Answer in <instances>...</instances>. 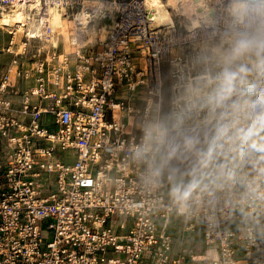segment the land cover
I'll list each match as a JSON object with an SVG mask.
<instances>
[{
    "label": "built area",
    "instance_id": "obj_1",
    "mask_svg": "<svg viewBox=\"0 0 264 264\" xmlns=\"http://www.w3.org/2000/svg\"><path fill=\"white\" fill-rule=\"evenodd\" d=\"M96 1L0 0V19L23 14L0 25V264H264V66L242 81L214 50L264 33V0L239 16L221 0L192 31L156 28L144 0ZM85 10L105 36L67 52L51 12ZM208 127L194 181L168 187V133ZM173 217L201 229L199 253Z\"/></svg>",
    "mask_w": 264,
    "mask_h": 264
},
{
    "label": "rangeland",
    "instance_id": "obj_2",
    "mask_svg": "<svg viewBox=\"0 0 264 264\" xmlns=\"http://www.w3.org/2000/svg\"><path fill=\"white\" fill-rule=\"evenodd\" d=\"M182 23L184 24V22ZM70 25H72V23ZM98 26H102V24H99ZM98 26L96 25V29ZM69 34L70 36H73V30L70 29ZM88 34L89 33L86 32V37ZM258 34L260 33L242 35L238 37V40L236 36L233 39L234 42L231 44V47H228L226 44L223 46L220 44H214L215 52L221 54L222 60L228 70L239 69L241 66V60L243 58H248L249 55L254 52V49L256 48L255 46L260 45L261 48L264 49V35H259L262 39L254 40V37ZM3 36L4 34L0 31V45ZM94 41L88 43V45L94 43ZM60 42L63 43L65 51L68 52L73 50V47L68 40L65 42L63 37H60ZM207 93L210 94L209 89H207ZM166 102L167 96L165 97V103L163 105L162 124L168 127L170 121L167 119L168 112ZM260 133L263 135L264 132ZM215 142L216 128L214 127L168 133L164 153L159 160L162 176L167 186H177L182 193L185 192L188 186L194 181L197 173V167L195 165H199V159L201 158L204 148L208 145H214ZM187 226H189V222H187L185 218L173 217L169 228L176 240L180 239L181 234H184L185 238H188L186 240L187 242H184V245L191 248L194 253H199L201 229L198 226H194L192 230L184 232V229ZM199 256L201 257L202 255H196V257Z\"/></svg>",
    "mask_w": 264,
    "mask_h": 264
},
{
    "label": "bare ground",
    "instance_id": "obj_3",
    "mask_svg": "<svg viewBox=\"0 0 264 264\" xmlns=\"http://www.w3.org/2000/svg\"><path fill=\"white\" fill-rule=\"evenodd\" d=\"M84 6L98 5L96 0H82ZM260 1V0H259ZM150 14L152 16L153 25L158 27H171L174 25V19L180 17L182 22H184L185 27L192 31L197 28L203 27V24L210 25L212 23V18L215 14L216 6L221 2V0H144ZM252 2L251 0H228V13L234 16L241 15L246 4ZM52 18L50 20V25L59 31L65 42L68 40L70 45L72 44H85L93 42L99 34L100 38L103 39L106 32V27L104 25L98 26L96 29V24L88 25L87 15L89 12L87 10L81 11L77 15L76 21H66L63 20L58 12H51ZM92 15V14H91ZM90 15V16H91ZM96 15V14H95ZM92 17V16H91ZM23 14L20 11H15L13 15H4L0 19L1 26H15L22 22ZM91 22L93 23L94 20ZM72 23V25H70ZM22 28L19 29V32ZM73 30L74 35L70 36L69 30ZM30 35L36 32V26L33 22H30L28 26ZM86 32L89 34L86 37ZM80 33V34H79ZM259 33V32H257ZM264 35L260 33L254 37V40L262 39L259 35ZM236 37V36H235ZM237 36V40L239 39ZM264 38V37H263ZM228 46L233 44V39L226 40ZM254 42V41H253ZM69 46V45H68ZM254 52L249 55L248 58L242 59V65L240 66L241 72L244 75L242 81H245L249 77L247 67L250 70H255L259 67L264 66V49L260 45L255 46ZM189 154V153H188ZM202 162V157L199 159V164ZM191 227L190 229H192Z\"/></svg>",
    "mask_w": 264,
    "mask_h": 264
},
{
    "label": "water",
    "instance_id": "obj_4",
    "mask_svg": "<svg viewBox=\"0 0 264 264\" xmlns=\"http://www.w3.org/2000/svg\"><path fill=\"white\" fill-rule=\"evenodd\" d=\"M251 1H258V0H251Z\"/></svg>",
    "mask_w": 264,
    "mask_h": 264
}]
</instances>
